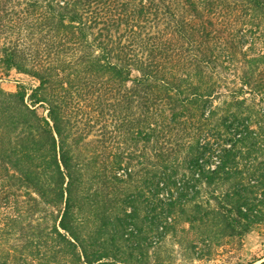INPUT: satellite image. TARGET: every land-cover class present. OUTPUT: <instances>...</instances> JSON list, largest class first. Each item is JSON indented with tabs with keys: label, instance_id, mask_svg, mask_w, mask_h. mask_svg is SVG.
Returning a JSON list of instances; mask_svg holds the SVG:
<instances>
[{
	"label": "trees",
	"instance_id": "trees-1",
	"mask_svg": "<svg viewBox=\"0 0 264 264\" xmlns=\"http://www.w3.org/2000/svg\"><path fill=\"white\" fill-rule=\"evenodd\" d=\"M11 71L37 85L0 87V264H176L167 240L196 264L264 233V0H0Z\"/></svg>",
	"mask_w": 264,
	"mask_h": 264
},
{
	"label": "rangeland",
	"instance_id": "rangeland-1",
	"mask_svg": "<svg viewBox=\"0 0 264 264\" xmlns=\"http://www.w3.org/2000/svg\"><path fill=\"white\" fill-rule=\"evenodd\" d=\"M1 78L0 87L10 93L15 92L18 85H24L27 88H33L37 85L34 79L14 71ZM167 244L169 245L166 249L173 252L172 256L176 255L175 263L182 264L178 246L170 243L169 240H167ZM261 260H264V233L255 231L244 236L238 248L227 246L218 252V256H213L209 261H198L196 264H258Z\"/></svg>",
	"mask_w": 264,
	"mask_h": 264
}]
</instances>
